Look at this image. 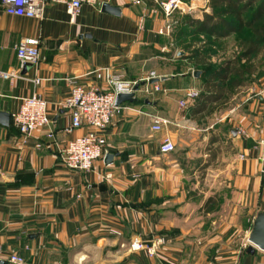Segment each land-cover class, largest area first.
I'll return each instance as SVG.
<instances>
[{"label": "crops", "instance_id": "0c3cea01", "mask_svg": "<svg viewBox=\"0 0 264 264\" xmlns=\"http://www.w3.org/2000/svg\"><path fill=\"white\" fill-rule=\"evenodd\" d=\"M105 4L119 14L104 12ZM171 22L154 0H100L74 17L66 4L50 3L42 19L9 15L0 4V111L11 115L10 126L0 125V264L11 252L26 264H264V251L248 252L264 212L255 149L264 127V68L229 99L243 94L239 102L194 114L198 99L185 108L180 102L204 86L188 57L178 56L183 51L170 57ZM25 38L40 40V61L21 70L16 47ZM103 68L142 82L155 72L163 91L154 98L141 91L123 104L106 130L111 163L105 157L90 171L68 170L63 149L88 131L68 132L71 116L60 105L70 80L89 86L96 82L89 74ZM34 94L48 102L51 123L24 143L12 115ZM152 116L179 126L154 132ZM166 135L176 144L170 154L160 152ZM198 135L212 145L203 162L192 158ZM218 151L221 157L207 160ZM156 237L164 239L156 256L129 251L134 238Z\"/></svg>", "mask_w": 264, "mask_h": 264}, {"label": "built area", "instance_id": "2783aa9c", "mask_svg": "<svg viewBox=\"0 0 264 264\" xmlns=\"http://www.w3.org/2000/svg\"><path fill=\"white\" fill-rule=\"evenodd\" d=\"M144 0H135L140 5ZM158 7L164 12L167 18L176 11L191 12L195 10L192 0H154ZM191 1V2H190ZM50 3L66 4L69 13L74 17L80 13L84 4L93 6L100 5V0H0L3 10L13 16L42 19L46 7ZM165 33L170 34L172 24L165 28ZM163 33V31H162ZM41 42L37 38L22 39L16 47V55L21 70L35 66L40 61ZM89 75L95 77V83L89 86L79 85L75 80H70L72 85L70 95L60 105V108L70 113L71 124L68 132L77 129H87V133L81 137L71 140L61 153L62 166L72 171H90L96 161L102 160L107 155L106 130L111 125L117 114L124 109V105L117 106L116 101L119 95H129L135 92V87L142 81L126 79L123 75L115 73L112 68L97 69ZM6 75L0 71V79ZM158 76L152 72L143 82H146L141 89L146 95L161 92L162 87L156 80ZM39 83V81H36ZM141 91V90H140ZM200 93L196 90H188L180 106L185 108L189 103L194 102ZM14 126L19 130L24 143L32 137L33 133L47 127L51 123L48 102L37 94L23 99L20 109L12 115ZM175 124L169 119L152 116V130L157 133L165 131L170 125ZM179 126L178 124H175ZM40 147V145H38ZM176 149V144L168 135L164 136L160 144L162 154H170ZM255 149L258 152V159L264 173V127L261 136L257 140ZM241 159L246 155L242 154ZM164 245L162 237H156L150 242L134 238L129 244L130 252L146 251L150 256H156ZM2 255L0 252V260ZM8 264H26V260L17 252H11L7 256Z\"/></svg>", "mask_w": 264, "mask_h": 264}, {"label": "trees", "instance_id": "16d2710c", "mask_svg": "<svg viewBox=\"0 0 264 264\" xmlns=\"http://www.w3.org/2000/svg\"><path fill=\"white\" fill-rule=\"evenodd\" d=\"M208 8L210 12H203L202 19L186 15L184 25L212 38V42L245 31L249 35L240 40V53L219 65L211 63V50L205 48L195 50L188 57L202 70L200 80L204 86L193 108L194 114L206 112L209 105L228 102L237 89L252 83L264 68V0H209ZM259 56L260 62L256 64L255 58Z\"/></svg>", "mask_w": 264, "mask_h": 264}, {"label": "rangeland", "instance_id": "374dc122", "mask_svg": "<svg viewBox=\"0 0 264 264\" xmlns=\"http://www.w3.org/2000/svg\"><path fill=\"white\" fill-rule=\"evenodd\" d=\"M193 1H194V5H195V10H193L191 12L176 11L170 17V18H172V21H174V23L171 22L172 23L171 33L173 32V29H174L173 34L175 35L174 38H172V40H170V44H169V48L171 49V53L169 54L170 57L174 59V57L178 51H183L186 58H187V57L191 56L195 50H197V49L204 50V48H205V50L206 49L209 51L211 50V53H212L211 63H213L215 65H219L222 62H224L225 60L231 59L233 56L239 54L240 53V47H239L240 40H242L243 38H246L249 35V33H247V31H245L244 33H241V34H233L230 37H228L222 41H219V42H212L213 41L212 38L197 34L195 32L194 28H190V27L184 25L183 21H185L184 17L186 15H191L195 19H202L203 12H207L209 9L208 8L209 0H193ZM176 21H179V23L181 21L183 23L181 25H179V24L177 25ZM258 62H260V56L258 58H255V63L258 64ZM189 63H192V61L189 60ZM192 68H194L195 70H200L194 66ZM262 69L263 68H261V70ZM200 71H202V70H200ZM243 90L244 89H239L235 93H239ZM141 91H143V90L141 89ZM155 93H159V92H155ZM155 93H153V94H155ZM153 94L146 95V96H148L150 98H154ZM242 97H243V94H240V96L238 98L234 99L233 102L231 100H229L227 103H230V101H231L230 104H235V102H239ZM221 106H223V104ZM226 136H227L226 141L228 142V138H229L228 133ZM210 138L212 139V137H210ZM193 144H195V145H193V147H198V151H196L195 154H192V158L194 160H197V162H199V161L203 162L205 160V157L202 156L203 154L201 155V153L203 152V149L204 148L206 149L209 146H212L211 144H209V139H205L201 135H198L197 140H195ZM229 144L224 143L223 147L227 146L229 151L232 152L233 148ZM214 146H213V148H215ZM229 146H230V148H229ZM185 147H186V145H184V143L180 144V150H183ZM222 149H225V148H222ZM220 152L221 151H218L217 154L214 153L212 155L213 157L210 155L209 157H207V160H211V159L218 157V154ZM219 155H220L219 157H221V154H219Z\"/></svg>", "mask_w": 264, "mask_h": 264}, {"label": "water", "instance_id": "95a60500", "mask_svg": "<svg viewBox=\"0 0 264 264\" xmlns=\"http://www.w3.org/2000/svg\"><path fill=\"white\" fill-rule=\"evenodd\" d=\"M103 11L104 12H109L112 14H119L120 10L117 7H112L108 4H105L103 6ZM184 52H179L178 56L183 55ZM202 75V71L196 70L193 73V76L197 79L201 78ZM166 78H162V80H165ZM158 82V79L156 80H152L149 83H155ZM146 84V82H141L140 84H138L135 87V92H140L141 90V86H144ZM137 101L136 97H135V93L133 94H129V95H119L117 97V101H116V105L120 106L124 103H135ZM10 121H11V115L7 112H3L0 111V125L8 127L10 126ZM238 133L237 130H234L232 132V136H236ZM113 159V155L112 154H108L105 158L106 163H111ZM249 243H250V247L248 248V252L249 253H254L255 252V248L260 249L261 251H264V212H259L256 220L254 222V226L252 229V232L249 236Z\"/></svg>", "mask_w": 264, "mask_h": 264}]
</instances>
